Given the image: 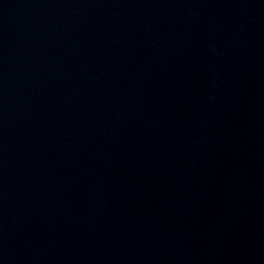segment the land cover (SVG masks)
I'll use <instances>...</instances> for the list:
<instances>
[{
  "label": "water",
  "instance_id": "water-1",
  "mask_svg": "<svg viewBox=\"0 0 264 264\" xmlns=\"http://www.w3.org/2000/svg\"><path fill=\"white\" fill-rule=\"evenodd\" d=\"M0 264H264V0H0Z\"/></svg>",
  "mask_w": 264,
  "mask_h": 264
}]
</instances>
